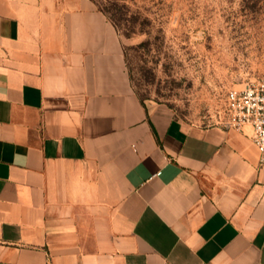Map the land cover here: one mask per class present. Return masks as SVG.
Returning a JSON list of instances; mask_svg holds the SVG:
<instances>
[{"label": "crops", "instance_id": "obj_1", "mask_svg": "<svg viewBox=\"0 0 264 264\" xmlns=\"http://www.w3.org/2000/svg\"><path fill=\"white\" fill-rule=\"evenodd\" d=\"M0 264H264L251 128L144 103L94 0H0Z\"/></svg>", "mask_w": 264, "mask_h": 264}, {"label": "rangeland", "instance_id": "obj_2", "mask_svg": "<svg viewBox=\"0 0 264 264\" xmlns=\"http://www.w3.org/2000/svg\"><path fill=\"white\" fill-rule=\"evenodd\" d=\"M113 1L122 4L120 35L144 103L218 124L227 92L264 77V0Z\"/></svg>", "mask_w": 264, "mask_h": 264}, {"label": "built area", "instance_id": "obj_3", "mask_svg": "<svg viewBox=\"0 0 264 264\" xmlns=\"http://www.w3.org/2000/svg\"><path fill=\"white\" fill-rule=\"evenodd\" d=\"M222 123L229 128H251V136L264 165V77L231 88L225 98Z\"/></svg>", "mask_w": 264, "mask_h": 264}, {"label": "trees", "instance_id": "obj_4", "mask_svg": "<svg viewBox=\"0 0 264 264\" xmlns=\"http://www.w3.org/2000/svg\"><path fill=\"white\" fill-rule=\"evenodd\" d=\"M94 1L97 3L99 9L107 15V17L114 23V25L116 26V28L120 32L124 28L123 27V24H124L123 15H124V13L122 11V4H119L118 1H113V0L110 1L109 4H105V5H103V3L100 2V0H94ZM123 5H125V4H123ZM126 31L127 30H124V33H127ZM125 56H126V52H125ZM126 62H127V57H126ZM127 66H128V62H127ZM128 69H129V67H128ZM129 72H130L132 84L134 86L135 91L137 92L130 69H129Z\"/></svg>", "mask_w": 264, "mask_h": 264}]
</instances>
